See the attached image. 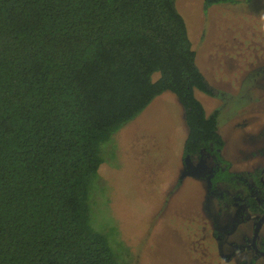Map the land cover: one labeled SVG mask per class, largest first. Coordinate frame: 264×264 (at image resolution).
I'll use <instances>...</instances> for the list:
<instances>
[{
    "label": "trees",
    "instance_id": "1",
    "mask_svg": "<svg viewBox=\"0 0 264 264\" xmlns=\"http://www.w3.org/2000/svg\"><path fill=\"white\" fill-rule=\"evenodd\" d=\"M175 1L0 0V264H128L91 224L90 184L102 143L165 91L184 155L220 160L216 112L195 96L215 92Z\"/></svg>",
    "mask_w": 264,
    "mask_h": 264
},
{
    "label": "rangeland",
    "instance_id": "2",
    "mask_svg": "<svg viewBox=\"0 0 264 264\" xmlns=\"http://www.w3.org/2000/svg\"><path fill=\"white\" fill-rule=\"evenodd\" d=\"M175 7L196 64L215 92L196 90L195 96L206 113L216 112L224 139L217 153L231 171L258 169L264 165V0L211 6L176 0ZM186 134L183 107L169 91L113 132L101 145L103 162L90 184L92 226L109 234L128 264H261L246 247L254 220L235 221L239 200L226 207L207 194L197 157L185 168ZM211 158L203 162L209 172ZM217 188L225 190L222 183ZM256 241L264 242V221Z\"/></svg>",
    "mask_w": 264,
    "mask_h": 264
},
{
    "label": "flooded vegetation",
    "instance_id": "3",
    "mask_svg": "<svg viewBox=\"0 0 264 264\" xmlns=\"http://www.w3.org/2000/svg\"><path fill=\"white\" fill-rule=\"evenodd\" d=\"M212 156L214 155L205 154L198 157L193 156L197 157L200 160L198 163L200 164V166H203V171L200 172L199 175L204 176L208 190L207 194L209 193L211 195L218 196V198L226 204V207L227 204L228 206L231 205L233 207H235L234 205L238 204L237 202L232 201L234 197L239 200L240 210L237 213L235 221L245 223L249 219L254 220V224L252 225V236L246 247L249 248V254L254 255L255 260L260 261L261 264H264V242L261 244V246H258L256 241L258 229L264 221V165L259 166L258 169L251 170L249 168L242 171L240 170L239 172L231 171L228 160H223L222 157H220L219 160L216 156H214L216 158H211ZM191 157L192 156H189V158ZM207 157L211 158L213 162L215 161L214 167L211 169L210 172L209 170L206 171L204 168V158ZM187 165L188 164L185 162V168L187 167ZM190 166L191 162L189 167ZM216 169L226 171V176L223 175L221 179H216L212 184L211 182L215 175ZM228 169H230V171L227 172ZM248 176L251 177V180L247 179ZM219 183H222L225 187V190H228V192H230L231 194L223 193L225 192V190L223 192H219L217 188ZM215 191H217V193H215ZM225 216L226 219L229 217L227 213H225ZM234 226L235 225L232 224V227ZM219 238L220 236H217V239ZM240 249L246 248L242 246L240 247ZM236 253L237 252L235 251L234 254Z\"/></svg>",
    "mask_w": 264,
    "mask_h": 264
},
{
    "label": "water",
    "instance_id": "4",
    "mask_svg": "<svg viewBox=\"0 0 264 264\" xmlns=\"http://www.w3.org/2000/svg\"><path fill=\"white\" fill-rule=\"evenodd\" d=\"M188 160H189V156L186 155V156H185V162L188 164V165H187V169H189V165H190Z\"/></svg>",
    "mask_w": 264,
    "mask_h": 264
},
{
    "label": "crops",
    "instance_id": "5",
    "mask_svg": "<svg viewBox=\"0 0 264 264\" xmlns=\"http://www.w3.org/2000/svg\"><path fill=\"white\" fill-rule=\"evenodd\" d=\"M183 152V151H182Z\"/></svg>",
    "mask_w": 264,
    "mask_h": 264
}]
</instances>
